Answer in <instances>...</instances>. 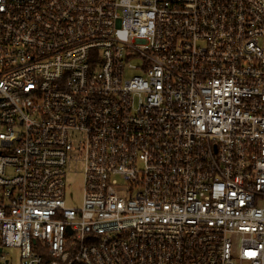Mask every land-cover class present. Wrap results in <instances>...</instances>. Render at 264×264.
<instances>
[{
	"label": "built area",
	"instance_id": "1",
	"mask_svg": "<svg viewBox=\"0 0 264 264\" xmlns=\"http://www.w3.org/2000/svg\"><path fill=\"white\" fill-rule=\"evenodd\" d=\"M5 248L264 264V0H0Z\"/></svg>",
	"mask_w": 264,
	"mask_h": 264
},
{
	"label": "rangeland",
	"instance_id": "2",
	"mask_svg": "<svg viewBox=\"0 0 264 264\" xmlns=\"http://www.w3.org/2000/svg\"><path fill=\"white\" fill-rule=\"evenodd\" d=\"M130 65H135V62H131ZM124 74L126 77H130L137 74L136 70L125 69ZM77 170L79 166H76ZM69 188L66 189L65 204L67 207L72 209H78L81 206L82 199V176L75 175L67 179ZM3 253L7 260L11 264H18L19 261V251L18 249H3Z\"/></svg>",
	"mask_w": 264,
	"mask_h": 264
},
{
	"label": "trees",
	"instance_id": "3",
	"mask_svg": "<svg viewBox=\"0 0 264 264\" xmlns=\"http://www.w3.org/2000/svg\"><path fill=\"white\" fill-rule=\"evenodd\" d=\"M49 260H50V257L48 256V254L43 253V264H48Z\"/></svg>",
	"mask_w": 264,
	"mask_h": 264
},
{
	"label": "water",
	"instance_id": "4",
	"mask_svg": "<svg viewBox=\"0 0 264 264\" xmlns=\"http://www.w3.org/2000/svg\"><path fill=\"white\" fill-rule=\"evenodd\" d=\"M0 252H1V250H0Z\"/></svg>",
	"mask_w": 264,
	"mask_h": 264
}]
</instances>
